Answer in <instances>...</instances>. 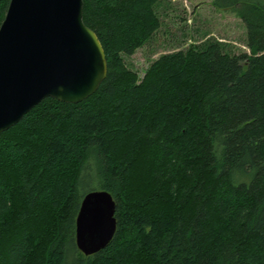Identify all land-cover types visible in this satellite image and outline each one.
<instances>
[{
	"label": "trees",
	"instance_id": "1",
	"mask_svg": "<svg viewBox=\"0 0 264 264\" xmlns=\"http://www.w3.org/2000/svg\"><path fill=\"white\" fill-rule=\"evenodd\" d=\"M159 2L84 0L107 78L0 135V264H264V0H213L243 21L250 53L191 46L141 78L125 56L161 28ZM96 190L117 231L85 256L76 220Z\"/></svg>",
	"mask_w": 264,
	"mask_h": 264
},
{
	"label": "water",
	"instance_id": "2",
	"mask_svg": "<svg viewBox=\"0 0 264 264\" xmlns=\"http://www.w3.org/2000/svg\"><path fill=\"white\" fill-rule=\"evenodd\" d=\"M84 0H11L0 27V135L47 98L79 104L108 74L97 34L84 22ZM116 202L88 193L76 220L85 255L106 249L117 231Z\"/></svg>",
	"mask_w": 264,
	"mask_h": 264
},
{
	"label": "rangeland",
	"instance_id": "3",
	"mask_svg": "<svg viewBox=\"0 0 264 264\" xmlns=\"http://www.w3.org/2000/svg\"><path fill=\"white\" fill-rule=\"evenodd\" d=\"M156 12L161 28L132 56H125L130 69L142 78L151 64L164 54L219 42L231 55L250 53L247 28L234 13L221 11L213 0H160Z\"/></svg>",
	"mask_w": 264,
	"mask_h": 264
}]
</instances>
